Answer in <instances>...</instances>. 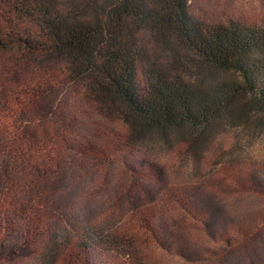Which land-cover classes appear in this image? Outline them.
<instances>
[{"label":"trees","instance_id":"obj_1","mask_svg":"<svg viewBox=\"0 0 264 264\" xmlns=\"http://www.w3.org/2000/svg\"><path fill=\"white\" fill-rule=\"evenodd\" d=\"M4 63L12 72H0V151L11 166L10 194L40 189L66 170H99L150 137L166 144L175 135L197 161L220 122L264 126V20L234 12L209 19L193 0H0ZM60 91L75 101L69 109L112 127L99 132L96 120L81 130L62 112L37 118ZM164 196L186 206L177 192ZM6 199L0 214L9 221ZM27 212L29 236L49 242L39 264L140 263L130 257L142 246L137 235L98 226L67 261L57 218ZM138 215L159 243L160 219Z\"/></svg>","mask_w":264,"mask_h":264},{"label":"rangeland","instance_id":"obj_2","mask_svg":"<svg viewBox=\"0 0 264 264\" xmlns=\"http://www.w3.org/2000/svg\"><path fill=\"white\" fill-rule=\"evenodd\" d=\"M193 7L213 20L233 12L264 20V0H193ZM0 72L12 71L4 63ZM74 102L60 91L45 100L37 118L62 112L81 130L95 128L96 120L99 132L112 127L69 109ZM259 124L220 122L201 145L197 161L175 135L166 144L150 137L134 154L114 158L99 170H66L40 189L13 194L6 190L11 166L0 151V196L8 198L13 214L9 221L0 214V264H39L47 252V237L29 236L31 209L57 218L68 235L61 254L67 261L75 257L83 233L98 226L137 235L142 246L130 257L138 264H264V126ZM168 192L179 193L186 206L179 210L163 203ZM140 213L160 219V244L138 223Z\"/></svg>","mask_w":264,"mask_h":264}]
</instances>
